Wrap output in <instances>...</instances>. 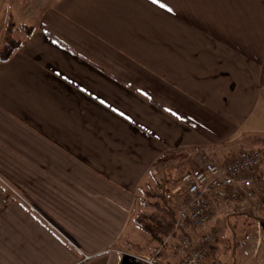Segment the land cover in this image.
<instances>
[{
	"label": "crops",
	"instance_id": "1",
	"mask_svg": "<svg viewBox=\"0 0 264 264\" xmlns=\"http://www.w3.org/2000/svg\"><path fill=\"white\" fill-rule=\"evenodd\" d=\"M0 6V45L9 17L30 27L0 62V176L78 248L0 185V264H129L158 247L129 229L158 174L167 188L206 151L259 149L264 168V0Z\"/></svg>",
	"mask_w": 264,
	"mask_h": 264
},
{
	"label": "built area",
	"instance_id": "2",
	"mask_svg": "<svg viewBox=\"0 0 264 264\" xmlns=\"http://www.w3.org/2000/svg\"><path fill=\"white\" fill-rule=\"evenodd\" d=\"M262 163L263 154L257 149L242 150L224 162H219L210 151L200 152L196 157V167L180 173L163 190L165 201H171L175 194L187 198L176 212L171 233L152 254L128 256L143 264H165L160 259L165 251L173 258L174 264H205L207 257L217 250L214 234L206 229L215 212L227 205L238 208L248 205L255 209L264 204ZM0 185L57 238L78 251L60 229L1 176ZM263 239L260 222L256 220L253 232L244 234L237 244L242 248L254 242L258 247Z\"/></svg>",
	"mask_w": 264,
	"mask_h": 264
},
{
	"label": "rangeland",
	"instance_id": "3",
	"mask_svg": "<svg viewBox=\"0 0 264 264\" xmlns=\"http://www.w3.org/2000/svg\"><path fill=\"white\" fill-rule=\"evenodd\" d=\"M22 33L23 31L21 25L16 23L14 25V32H13L14 37L19 40L22 37ZM181 160L183 161V159ZM165 161H166L165 168L167 169V171L168 169L170 170L173 168H175L176 170H180L177 167H175L174 159H169V157L168 158L166 157ZM190 164H192L191 161ZM179 167H181L183 171L190 169V167H186V165H179ZM166 177H167L166 171L158 174L155 178V182H151L150 186L153 187L154 185H157L164 187L165 179H167ZM177 199L180 200V198ZM222 208L225 207H220L215 212L213 219L210 221V223L207 225L206 228L207 230H210L215 236V242L217 244V250H216L217 252L214 251L216 252L214 256L216 258L218 257L221 258L220 261L225 264H231L233 263V261L237 262L238 256L242 254L245 257L244 260L247 261L249 264H264V239L262 240L261 244L258 247L255 245L254 242H251L250 244L242 248L239 247L237 244V241L240 240L244 234L248 232H253L252 225H255L256 223V220L250 217L253 215H257L258 217L257 220H259L260 222L262 235L264 238V227L262 226V222L264 221L263 220L264 204L255 208V210L249 209L248 211L245 212L243 210H240V207L237 210L235 208L233 209L232 207H228L226 209H222ZM243 222L246 225H244ZM129 229H132V232H135L132 238L137 246H142V244H144V242L148 239V234L142 231L141 229H139L137 226H130ZM254 245L256 247L255 250L257 252L255 254L256 257L253 256L254 251L252 247ZM167 255L171 259H173L169 254ZM211 255L207 257V261L205 264H211V259H210Z\"/></svg>",
	"mask_w": 264,
	"mask_h": 264
},
{
	"label": "trees",
	"instance_id": "4",
	"mask_svg": "<svg viewBox=\"0 0 264 264\" xmlns=\"http://www.w3.org/2000/svg\"><path fill=\"white\" fill-rule=\"evenodd\" d=\"M29 30L30 27H24V39H16L13 34L14 27L12 18L9 17L2 34L0 62L7 61L12 53L25 43L30 35ZM163 188L164 187L157 185L146 189L140 188L136 195V206L138 207V210L133 215V221L136 226L146 232L150 237V240L157 245H159L164 238L171 233L177 210L187 202L185 196H177L176 194L171 201H165L162 197ZM7 197L10 196L7 194ZM177 198H180V200ZM262 226L264 227V221L262 222ZM216 252L211 255V264H225L220 261L221 258H216L214 256ZM129 264L143 263L139 260L133 259Z\"/></svg>",
	"mask_w": 264,
	"mask_h": 264
}]
</instances>
